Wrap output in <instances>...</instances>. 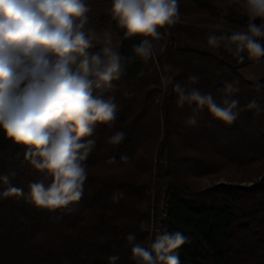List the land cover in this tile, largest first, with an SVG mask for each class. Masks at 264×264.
Here are the masks:
<instances>
[{
  "label": "trees",
  "instance_id": "trees-1",
  "mask_svg": "<svg viewBox=\"0 0 264 264\" xmlns=\"http://www.w3.org/2000/svg\"><path fill=\"white\" fill-rule=\"evenodd\" d=\"M178 7L179 22L158 29L160 39L149 37L155 55L148 60L133 50L144 37H125V29L111 14L105 17L119 38L124 58V73L114 80L116 85L120 89L140 85L142 90L131 104L126 97L116 98L117 118L109 128L123 131L125 139L112 145L113 163L108 162L110 157L101 162L93 147L84 162L88 173L84 195L70 205L73 211L40 208L26 199L30 183L47 184L51 178L45 179L25 159L27 145L15 143L0 130V175H9L11 184L23 190V195L0 199V264H108L107 257L113 254L120 257L117 264H134L126 236L135 233L137 241L145 244L152 187L159 192L156 198L162 192L165 196L163 229L186 237L174 250L180 264H264V177L262 183L248 187L218 182L197 190L198 179L220 166L214 168L208 157L186 156L181 150L208 138L227 162L242 166L264 157V79L249 81L242 75L241 68L251 62L246 52L240 62L223 46L212 48L207 43L212 32L247 30L245 0H179ZM253 22L260 25L264 18ZM165 65L172 66L174 83L211 94L217 104L225 98V83H234L239 89L231 96L238 101L235 121L227 124L206 106L197 109L195 103L179 107L172 84L165 89L161 82L162 74H171L163 73ZM193 75L198 77L195 83L189 79ZM124 101L129 105L121 104ZM252 101L256 106L248 108ZM190 116L197 119L194 127L185 123ZM144 132H154L152 147L142 148ZM155 145H159L158 159L168 164L157 161L153 186ZM122 156L128 159L121 160ZM102 166L108 173L97 175L94 168L100 171ZM117 191L123 193L119 203L112 199ZM246 207L253 212L247 213Z\"/></svg>",
  "mask_w": 264,
  "mask_h": 264
},
{
  "label": "clouds",
  "instance_id": "clouds-1",
  "mask_svg": "<svg viewBox=\"0 0 264 264\" xmlns=\"http://www.w3.org/2000/svg\"><path fill=\"white\" fill-rule=\"evenodd\" d=\"M179 0H111V16L125 37H144L133 45L134 52L148 60L154 57L153 39H160L158 30L180 20ZM249 23L246 31L212 32L207 43L225 50L243 62L264 57V23L257 25V17L264 18V0H245ZM88 0H0V130L15 143L27 145L25 159L44 173L43 180L32 182L26 199L37 207L73 211L70 205L84 195L87 165L95 140L91 137L97 123L110 125L115 121L118 104L114 97L103 93L113 87L124 73V58L113 46L112 33L97 32L89 27ZM222 14H227V9ZM149 37L153 39H149ZM102 45L98 52H91ZM161 82L166 89L172 84L177 105L195 103L205 106L211 114L231 124L237 118L234 111L238 101L231 96L239 91L234 83L226 82L224 99L217 104L211 94L199 89H186L174 83L171 65L163 68ZM189 79L195 83L198 77ZM255 101L247 106L254 108ZM185 123L196 126L190 116ZM123 131L107 137V143L117 146L125 139ZM128 159L122 156L121 160ZM109 158V163L115 162ZM12 175H15L12 173ZM0 199L23 195L13 186L9 175H0ZM122 192H114L113 201L119 203ZM130 259L134 264H180L174 252L186 242L180 233L155 228L147 245L138 242L135 233H128ZM116 254L107 257L108 264H117Z\"/></svg>",
  "mask_w": 264,
  "mask_h": 264
},
{
  "label": "rangeland",
  "instance_id": "rangeland-1",
  "mask_svg": "<svg viewBox=\"0 0 264 264\" xmlns=\"http://www.w3.org/2000/svg\"><path fill=\"white\" fill-rule=\"evenodd\" d=\"M88 3H89V8H90L89 13L87 14L89 17L88 26L94 28L97 32H103L105 29L110 30L112 33L113 46L119 51L120 49L119 38L116 35V33L113 31L112 25L110 24V22L105 23L106 21L105 17L111 14L110 12V9L112 6L111 0H88ZM102 20L104 21L102 22ZM98 46L100 45H96L92 49L98 48ZM250 61L251 62L248 65L242 67L240 70L244 78L249 81H258V80L264 79V58L262 59L250 58ZM113 83H114L113 87L111 89L106 90L103 93V96L105 99L109 94L110 97L111 96L114 97L115 102H116V98L121 97V96H123L124 98L126 97V101L129 104H131L132 99H135L136 101L138 100V94L140 93V89H141L140 85L136 87L131 86L128 89H120L119 86L116 85L115 81ZM127 102L124 101L121 104L124 103L123 105L128 106L129 104ZM115 125L116 124L114 123L113 126L115 127ZM114 131L115 129L112 127L109 128V125L107 124L97 123L92 136L87 137L89 139L95 140L94 147H96V156H100L99 159L101 162L102 161L106 162V160L111 156V154L115 153L114 152L115 148H113L114 146L107 143V137L112 135ZM203 139L205 140L198 139L197 141H195L192 148H186V147L181 146V150L185 152L183 153L184 155L203 157V158L208 157V159H210L209 162L214 165V168L217 165L220 166L213 173H210L209 175L198 179V185L195 184V187L197 190L199 188H202V189L208 188L209 186L213 185L214 183H218V182H227V183L238 184V185L247 186V187L263 182L264 157L260 158L259 160L252 161L250 163L242 165V166L237 163L227 162V160H224L219 154H216V152L211 148L213 144H211L210 139L208 138H203ZM153 141H154V132L153 133L144 132L142 134V142H141L142 148L146 147L147 145H150L152 147ZM158 146L159 145L157 146L155 145L152 148L153 158H154V161H153L154 169H153V174H152L153 175L152 176L153 186L155 185L154 181L156 180L155 176H156L157 161H160L161 165H164V166L168 164L166 159L164 158H161V160L158 159V156H157ZM224 158H228V157H224ZM181 166H183V164H181ZM103 168L105 167L102 166L101 167L102 170L98 171V168L95 167L94 170L97 171V175L108 173L107 170L105 171L103 170ZM149 193L151 194L150 203H149L150 217H149V223H148V230H147L146 238H145L146 245H147V239H148L150 228H151V216L153 212L152 208L154 206L158 207V202L160 200L165 199L163 192L161 193V196L159 198H156V195L159 192L156 189L154 190V187L151 188V191H149ZM243 210H246L247 213L253 212L252 208L246 207Z\"/></svg>",
  "mask_w": 264,
  "mask_h": 264
},
{
  "label": "built area",
  "instance_id": "built-area-1",
  "mask_svg": "<svg viewBox=\"0 0 264 264\" xmlns=\"http://www.w3.org/2000/svg\"><path fill=\"white\" fill-rule=\"evenodd\" d=\"M164 200H160L158 202V211H156V208L153 207V212L151 216V228L149 232V236L147 239V244L152 238V230L155 228L163 229L164 222L167 218V212L165 211V205Z\"/></svg>",
  "mask_w": 264,
  "mask_h": 264
},
{
  "label": "water",
  "instance_id": "water-1",
  "mask_svg": "<svg viewBox=\"0 0 264 264\" xmlns=\"http://www.w3.org/2000/svg\"><path fill=\"white\" fill-rule=\"evenodd\" d=\"M262 58H264V57H261V58H258V59H262ZM254 59H257V58H254Z\"/></svg>",
  "mask_w": 264,
  "mask_h": 264
}]
</instances>
